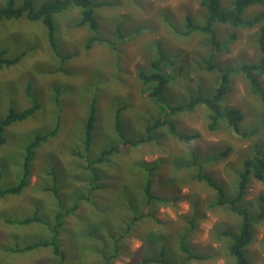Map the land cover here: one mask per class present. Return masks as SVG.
Masks as SVG:
<instances>
[{
  "label": "rangeland",
  "instance_id": "obj_1",
  "mask_svg": "<svg viewBox=\"0 0 264 264\" xmlns=\"http://www.w3.org/2000/svg\"><path fill=\"white\" fill-rule=\"evenodd\" d=\"M13 1L16 7L23 0ZM45 1L32 0L34 8ZM102 1L106 3L95 10L97 31L78 24L77 6L53 13L59 55L49 46L41 19L21 16L0 21V49H6L9 57L25 51L16 64L0 68V118L9 107L20 110L32 101L38 104L31 115L4 128L0 189L19 182L27 143L58 124L56 133L34 149L27 185L17 194L0 197V264L55 263L58 257L49 247L22 252L15 246L49 239L50 225L59 211H65L57 236L63 264H164L144 262L146 257H163L171 264H236L226 249L231 240L221 232L235 234L240 216L227 204L212 207L214 189L197 178V166L185 160L195 153L203 164L202 173H208L227 196L234 194L237 173L243 160L254 154V144L264 154V108L247 81L230 74L228 90L217 100L221 108L242 111L239 132L255 128L246 137L223 122L216 130L208 129L207 109L198 105L171 116L180 132L194 134L190 139L173 136L164 127L154 132L155 139L126 144L116 133L114 115L123 107L122 129L133 141L145 135L146 123L161 116L163 106L147 96L149 86L138 77L140 70H151L150 61L158 49L168 63L165 71L170 80L164 86L168 104L184 103L191 96H212L224 69L257 60L260 24L247 28L214 24L220 49L212 57L213 46L204 32L196 29L183 36L175 31L184 29L186 15L197 26L205 22L207 13L200 0ZM231 2L220 0V6L228 9ZM5 5L6 0H0V9ZM263 10L264 5L249 6L243 17ZM66 54L72 55L60 58ZM260 82L264 86V75ZM92 96L97 110L86 151L83 125ZM113 146L118 147L117 153L93 166L100 185L88 194L91 172L86 164L103 148ZM226 147L230 148L226 156L213 158ZM134 158L156 166L150 175V193L157 199L144 195L146 175H134L129 168ZM260 194L264 196V181L250 179L242 204L250 207L251 216L258 213ZM135 195L134 211L126 199ZM36 210L42 221L19 226L6 220L30 217ZM135 216L140 218L129 223ZM251 231V241L242 248L247 264H264V219L253 221ZM188 253L202 257L186 258Z\"/></svg>",
  "mask_w": 264,
  "mask_h": 264
},
{
  "label": "trees",
  "instance_id": "obj_2",
  "mask_svg": "<svg viewBox=\"0 0 264 264\" xmlns=\"http://www.w3.org/2000/svg\"><path fill=\"white\" fill-rule=\"evenodd\" d=\"M106 2L102 0H47L43 2L39 8H34L32 0H23L19 6H14L13 0H6V5L0 9V21L3 18H19L24 16L27 20H38L41 19L46 31H47V40L49 46L57 55H59L56 47V42L54 38V25L52 15L53 13L60 12L67 8L69 5H74L79 7L80 9V19L78 24H86L88 28L92 31H97V26L99 24V20L96 17L95 10L104 5ZM109 4V3H107ZM200 5L205 8L207 17L205 22L197 26L194 24L193 18L189 15L185 16V27L184 29H176L175 31L180 35H187L193 30H200L208 35L209 43L213 46V50L211 51V56L213 57L217 50L220 49L219 42L216 39V33L213 28V25L216 23H227L232 27H252L256 24H260L259 26V35L256 40L257 50L259 52V56L257 60L254 61H244L242 62L238 68L234 70L224 69L221 72V82L218 88L215 89V92L212 96L205 95H197L191 96L188 101L184 103L178 104H168L164 95V86L170 80L169 76L165 71V53L162 52L161 49H158L157 55L152 57L150 61L151 70L150 71H139L138 77L141 83L145 86H149L146 94L148 97H152L159 105L163 106V111L161 112V116L156 117L152 121L146 123L144 126L145 135L140 137L137 140H132L126 137L122 122L120 120V111L123 107H120L116 110L114 115V126L116 129V133L121 139L122 143L128 144H136L137 142H147L149 139H155L156 133L154 132L158 129L167 128L171 135L176 136L183 140H188L194 136V134H187L185 132H180L176 128L175 122L171 119L172 115H176L181 112H189L192 111L198 105H204L207 109V116L209 118L207 127L210 130H216L219 128L221 122H223L227 127L231 128L234 131L239 132V123L243 118L242 111L237 107H220L217 102L220 95L224 94L227 90V82L228 76L231 74L241 75L244 81H247L248 88L251 90V93L255 95L260 101L261 107L264 108V86L260 82V77L264 75V10L258 11L251 16L243 17V12L249 6L253 5H264V0H232L230 7L228 9H222L220 6V0H200ZM97 18V19H96ZM6 20V19H3ZM98 20V21H97ZM117 28L119 26L117 25ZM121 30V29H120ZM89 43L87 44V46ZM20 52V51H19ZM25 54V51H21L19 54L9 57L7 55V50L4 48L0 49V68L7 67L16 64L22 55ZM72 54H66L60 56V58H68ZM212 67V66H211ZM61 70V68H59ZM30 95V92H28ZM38 108V104L36 101H32V104L28 107H25L20 110H15L12 107L8 108L5 116L0 118V145L4 143L3 131L6 126L13 123L16 120H22L31 115ZM96 110H97V99L95 96H92L88 114L86 120L83 125V146L86 151L90 148V143L92 140L94 122L96 119ZM264 121V117L262 118ZM58 124L55 125L54 128L45 133H38L34 136L26 145L25 153L22 160L23 173L19 179V182L11 187L6 189H0V197H3L8 194H17L19 193L28 182V178L30 175V161L34 155V149L40 145L41 142L47 140L49 137L53 136L57 131ZM255 132V128H251L249 130L240 131V135L243 137L251 135ZM117 146H113L110 148H103L98 157L95 159L88 161L86 167L91 172V176L88 181V194H93L96 188L100 185L98 182L100 180L99 174L93 169L95 163L99 161H103L107 158L111 152L115 151L114 154L118 151ZM254 154L243 160L242 162V170L237 173V181H236V190L232 196H227L224 188L215 183L211 176L207 173H202L203 164L198 161L195 153H191V160H185L186 164H192L197 166V174L196 177L200 178L206 184H208L211 188L214 189L216 196L214 205L222 207L224 205H229L230 210L240 216L241 223L238 231L234 234L230 231H222L221 234L224 236H228L230 238V243L226 245V249L228 252L234 257L236 264H247V258L242 251V248L251 241L253 233L251 231V223L253 221L258 222L261 219H264V196L259 195L258 199V213L254 216L249 214V206L243 205L244 195L249 183L250 179H256L259 181H264V154L259 152L258 144H254ZM228 151H230L229 147L220 150L213 154V158L224 157L227 155ZM129 168L133 172L134 175L143 174L145 176L144 183L142 189L144 191V195H146L147 199L154 198L155 196L150 193L151 187V172L155 170L156 166L152 163H146L143 160L134 158L131 163H129ZM56 177V175H54ZM89 198V196H87ZM157 199V198H154ZM176 199V198H175ZM149 200V199H148ZM137 201V195L134 197H127L126 205L135 211L134 203ZM65 215V211H59L55 214L53 218V222L50 225V237L44 241H35L29 242L23 245L22 247L15 246L16 250H20L22 252L31 250L36 247H49L51 252L54 255H57L58 260L53 264H63L64 254L60 250L57 244V236L59 234V228L63 224L62 218ZM140 217H134L130 219L128 222L133 223ZM9 223L17 224L19 226H23L25 224H30L36 221H42V218L38 216L37 210L30 216L26 218H6ZM191 223H193L191 221ZM116 238V237H114ZM115 248V245L114 247ZM117 248V247H116ZM182 251H186V248L183 247ZM202 256H197L188 253L186 258H201ZM146 261H157L164 264H171V262L167 261L163 257H146L144 260Z\"/></svg>",
  "mask_w": 264,
  "mask_h": 264
}]
</instances>
